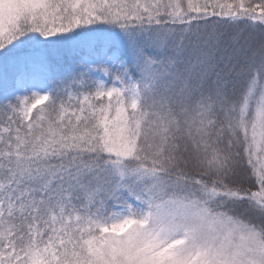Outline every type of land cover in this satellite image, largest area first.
I'll return each instance as SVG.
<instances>
[{"label": "snow or ice", "instance_id": "obj_1", "mask_svg": "<svg viewBox=\"0 0 264 264\" xmlns=\"http://www.w3.org/2000/svg\"><path fill=\"white\" fill-rule=\"evenodd\" d=\"M0 264H264V0H0Z\"/></svg>", "mask_w": 264, "mask_h": 264}]
</instances>
